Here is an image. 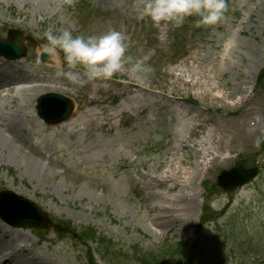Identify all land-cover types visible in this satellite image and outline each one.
Returning <instances> with one entry per match:
<instances>
[{"label": "rangeland", "instance_id": "obj_1", "mask_svg": "<svg viewBox=\"0 0 264 264\" xmlns=\"http://www.w3.org/2000/svg\"><path fill=\"white\" fill-rule=\"evenodd\" d=\"M93 1L80 17L84 32L76 35L119 30L129 46L139 48L141 58H148L145 63L149 65V57L157 53L139 42L152 23L139 18L143 0H113L110 7L96 6ZM241 12L246 21L243 28L233 25ZM20 19L24 21L18 26L16 22ZM44 20L55 33L63 29L74 32L78 27L76 21L66 17L63 4L57 1L36 10L22 0H0L1 39L6 37L7 29H20L47 43L43 36ZM2 23H7L6 29H2ZM167 28L158 27L156 42L162 54L169 44L165 40ZM203 30L199 34L193 28L191 34L186 30V56L176 67L170 60H164L150 66L153 71L146 76H133L128 70L129 63L110 81L94 82L86 88L47 73L46 79L67 86L68 91L60 93L67 96L69 92L77 93V103L84 102V107L75 112L77 118L82 117L73 126L55 129L45 127L37 119L31 104L24 103L20 108L17 121L22 132L15 130L37 149L28 151L38 167L39 163L46 166L41 169L43 172H29L30 164L25 167L20 164L26 157L20 156L21 151L11 146L4 151L0 145L2 184L42 206L54 219L71 221L76 228L94 226L111 239L114 247L100 249L95 255L97 264H136L128 256L132 243L143 251H152L157 250L165 237L173 241L191 237L190 225L196 223L204 209L205 184L212 192L206 199H210L213 211L220 212L226 202L229 204L218 220L198 233V245L202 246L201 251L197 246L192 264H264V92L253 91L252 86V79L264 66V0H231L227 19ZM226 44L229 48L222 62L219 56ZM215 59L216 65L217 61L222 63L220 70L214 69ZM28 66L31 75L27 74V78L45 79L40 76L42 66L38 62ZM116 78L127 84L135 83L142 92L128 96L134 89L129 92L127 87L117 85ZM116 91L119 92L115 94ZM191 100L196 107L189 105ZM170 109L174 112L168 114ZM11 110L5 102L0 103V114L8 116V120L13 118ZM126 122L128 125L124 126ZM181 141H187L189 146L199 143L197 150L204 149L203 154L182 150ZM148 144H153L159 154L146 153V159L162 160L165 154L171 159H183L182 178L186 183L184 192H180L179 183L168 184L170 190L164 185L148 184L147 189H142L144 207L129 193V170L124 165L126 158L134 157ZM207 151L217 157L209 169L199 165ZM52 153L53 157L47 160ZM208 159L211 157L207 156ZM253 161L260 168V175L248 188L232 194L214 189L220 171L237 162L251 166ZM160 173L161 169L154 177ZM183 193L192 199L193 211L176 217L179 209L175 203L173 221L167 226L170 231L155 234L156 230L150 228L152 220L147 216V204H156L158 197L175 202ZM214 216L210 214L208 218ZM12 230L33 243L37 240L23 229ZM47 237L51 243L36 246L35 255L42 256L35 264H80L82 251L73 249L72 241L56 242L53 230ZM30 255L34 257L33 252ZM18 260L20 264H32L29 256L19 255Z\"/></svg>", "mask_w": 264, "mask_h": 264}, {"label": "clouds", "instance_id": "obj_2", "mask_svg": "<svg viewBox=\"0 0 264 264\" xmlns=\"http://www.w3.org/2000/svg\"><path fill=\"white\" fill-rule=\"evenodd\" d=\"M228 11V0H143L139 18H147L156 27L171 24L179 28L188 18L198 17L195 21L197 27L210 28L224 22ZM44 37L47 41L45 51L50 59L55 60L59 53L63 54L66 68L60 67L56 76L77 87L110 81L132 61L127 55L129 45L126 37L116 29L89 36H74L72 31L63 29L59 33L46 31ZM147 59L144 57L131 62L128 70L133 76H146L153 71L145 63Z\"/></svg>", "mask_w": 264, "mask_h": 264}, {"label": "bare ground", "instance_id": "obj_3", "mask_svg": "<svg viewBox=\"0 0 264 264\" xmlns=\"http://www.w3.org/2000/svg\"><path fill=\"white\" fill-rule=\"evenodd\" d=\"M22 1H30L33 6H40V5H43V4H47V3H50L52 0H22ZM39 52L43 51V49H38ZM9 78V77H8ZM2 85L6 86V87H9L10 89V83H2ZM128 88L129 92L132 90V89H136L137 86L136 85H133L131 83L129 84H126L124 86V88ZM3 89V86L0 87V92L2 91ZM139 89H136L135 92H138ZM133 93H130L129 95H131ZM82 116H80L79 118H81ZM70 123L68 124H65V127L66 128H69L71 126H73V121H79L75 118L71 119ZM5 126L6 125H1L0 128H3L5 129ZM64 126V125H63ZM7 127V126H6ZM5 139V140H4ZM10 139L12 140L13 137H10ZM0 145L3 146V148H8L10 146V143L9 141L3 137L2 135H0ZM197 154L199 153L200 155H202V151L201 150H197L196 151ZM209 156V158L211 157V159H208L206 160V157ZM206 157L203 159V161L201 163H199V165L203 168H207L209 169L211 164H215V163H212L213 161H216L217 157L214 156L213 153L207 151V155ZM22 166H27L30 164V171L31 173H39L40 169L38 168V166H36V162L33 163V159L29 158V160H23L21 163H20ZM169 166L172 167L173 164L172 162H169ZM181 173L180 171H177V172H172L171 175H166L164 177V180H163V183H168V182H179V183H182V185H184V182L181 181V177H180ZM181 187H184V186H181ZM178 200H181V197L178 198ZM173 202L170 201V202H163L162 204L158 205V206H154L157 207V210L155 212V217L156 218H160L161 221H160V226L162 225L164 228L167 226V224L171 221H173L172 219V213H173ZM153 208L152 207H149L148 210H151ZM180 211L182 212H186V209H181ZM24 236L22 235H19L18 237L16 238H12V239H8V234L6 233V230H3L1 232V241H5L6 243H0V261L1 259H3L4 263L5 264H20L19 260H18V256L16 255V251L14 250L13 248V244L15 242H19V243H22V244H25L26 240L23 238ZM25 250L24 248L21 249V251ZM34 259L36 260V258L34 257Z\"/></svg>", "mask_w": 264, "mask_h": 264}, {"label": "water", "instance_id": "obj_4", "mask_svg": "<svg viewBox=\"0 0 264 264\" xmlns=\"http://www.w3.org/2000/svg\"><path fill=\"white\" fill-rule=\"evenodd\" d=\"M58 107H60L61 116L55 114L50 115L47 112L42 111L41 107H39L41 116L47 121V122H54L60 119L65 118L69 113V106L63 104L62 101L58 102ZM64 106V107H63ZM57 110V111H59ZM253 172L251 171H244L242 169H234L231 170L228 173H222L218 178V184L224 189V190H233L236 187H239L246 182H248L253 177ZM30 223V221H25Z\"/></svg>", "mask_w": 264, "mask_h": 264}]
</instances>
